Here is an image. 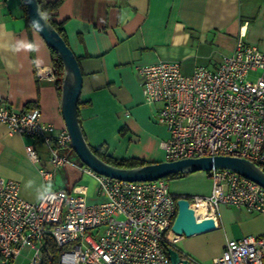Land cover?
Masks as SVG:
<instances>
[{"label": "crops", "instance_id": "obj_1", "mask_svg": "<svg viewBox=\"0 0 264 264\" xmlns=\"http://www.w3.org/2000/svg\"><path fill=\"white\" fill-rule=\"evenodd\" d=\"M24 13L21 0H0V102L20 110L36 108L42 121L61 129L65 123L56 77L49 75L50 48L27 24ZM54 18L82 73L78 118L84 138L92 149L115 159L165 160L168 132L157 121L161 104L145 102L139 65L171 59L180 63L184 74L197 66L216 69L222 55L234 49L240 30L248 44L264 52V0H62ZM31 143L0 124V175L18 182L22 198L34 202L39 199L37 189H49L72 190L90 203L104 200L96 180L83 173V163L69 160L52 180L44 179L40 169L52 170L49 149L33 142L38 155L33 163L25 152ZM29 180L32 188L25 187ZM178 180L205 185L204 191L191 195H205L211 189L207 172L187 173L168 182L175 196L190 195L184 188L174 194L171 182ZM216 219V229L175 241L183 258L202 261L207 256L205 245L196 244V238L219 242L211 259L221 253L227 239H264V212L221 205Z\"/></svg>", "mask_w": 264, "mask_h": 264}, {"label": "built area", "instance_id": "obj_2", "mask_svg": "<svg viewBox=\"0 0 264 264\" xmlns=\"http://www.w3.org/2000/svg\"><path fill=\"white\" fill-rule=\"evenodd\" d=\"M136 70L145 102L161 104L157 121L168 132L166 161L230 155L264 170V52L246 42L244 31L216 69L197 66L184 74L177 60L160 59ZM253 72L258 74L249 78ZM0 124L32 141L25 152L33 163L38 160L33 142L48 147L52 170L40 169L44 179L52 180L68 164V130L42 121L38 109L0 102ZM82 171L96 180L103 201L90 203L72 190H59L30 202L19 195L17 181L0 175V264L16 260L26 246L32 252L27 264H42L45 237L59 249L56 264H171L164 244L182 237L171 230L178 197L187 198L191 208L204 207L206 215L196 222L217 223L221 205L264 212V188L228 169L210 170V192L190 196L173 195L163 178L126 181L85 165ZM263 263L264 239L243 236L227 239L211 264Z\"/></svg>", "mask_w": 264, "mask_h": 264}, {"label": "water", "instance_id": "obj_3", "mask_svg": "<svg viewBox=\"0 0 264 264\" xmlns=\"http://www.w3.org/2000/svg\"><path fill=\"white\" fill-rule=\"evenodd\" d=\"M24 3L27 18L33 29L61 60L63 77L60 85V109L70 135L71 148L85 166L98 174L126 181H153L169 174L209 172L213 168H221L234 171L264 188V170L242 157L230 155L192 157L128 168L111 165L99 158L86 142L78 119V100L82 88V73L78 60L58 31L47 21L38 1L24 0ZM176 206L177 213L171 225L175 235L190 237L217 228L218 224L212 218H203L196 222L187 198L178 197ZM166 251L171 264H192L189 259L183 258L173 245Z\"/></svg>", "mask_w": 264, "mask_h": 264}, {"label": "trees", "instance_id": "obj_4", "mask_svg": "<svg viewBox=\"0 0 264 264\" xmlns=\"http://www.w3.org/2000/svg\"><path fill=\"white\" fill-rule=\"evenodd\" d=\"M21 1H22V6L24 8V12H25L24 14L26 16L27 24L31 26L27 18V11H26L24 0H21ZM37 1L39 4V8L41 12L43 13V15L45 16V18L47 19V21L50 22V24L58 31L60 36L67 43L64 31L62 29V25L59 22H57L54 18L55 12L58 9L62 0H37ZM50 53H51V65L53 68V73L55 74V77H56V86L60 92V85H61V80L63 77V66H62V63H61V60L58 54L52 49H50ZM91 150L105 162L111 165H114V166H118V167L128 168V167L142 166V165L150 163V162L136 160V159H115V158L108 156L105 152H102L100 149L91 148ZM186 174L187 173L169 174L163 177V179L169 182L173 179L183 177ZM169 246H170L169 243L164 244L165 251L167 250ZM58 253H59V249L57 248L55 241L51 237H45L43 251H42V264H56Z\"/></svg>", "mask_w": 264, "mask_h": 264}, {"label": "rangeland", "instance_id": "obj_5", "mask_svg": "<svg viewBox=\"0 0 264 264\" xmlns=\"http://www.w3.org/2000/svg\"><path fill=\"white\" fill-rule=\"evenodd\" d=\"M249 78H252L251 75L249 76ZM68 160H70L71 162L77 163V164H82L77 154L73 150L69 151ZM65 166L67 167L68 165H65ZM179 188H184V190H186V192H188V194L191 195V194H198L200 191H204L205 185L199 184L198 181H187V180H178V181L171 182V190L174 192V194L179 193L178 192ZM196 240H197L196 244L205 245L207 256H205L204 257L205 259H203L202 261L200 259L192 258L190 259V262L192 264H211V260H212L211 254H213V251H215L216 247H219V242L216 239H209V237L196 238ZM174 243H171V245L174 246ZM31 255H32L31 250H29V247L26 246L21 249V252L18 258L12 261L10 264H27L28 258L31 257Z\"/></svg>", "mask_w": 264, "mask_h": 264}, {"label": "clouds", "instance_id": "obj_6", "mask_svg": "<svg viewBox=\"0 0 264 264\" xmlns=\"http://www.w3.org/2000/svg\"><path fill=\"white\" fill-rule=\"evenodd\" d=\"M25 187L26 188H32L33 187V181L29 180L26 183ZM36 192H37V197L41 198V199L45 198V196H47V197H52L53 196V193L49 189H44V190L37 189Z\"/></svg>", "mask_w": 264, "mask_h": 264}, {"label": "bare ground", "instance_id": "obj_7", "mask_svg": "<svg viewBox=\"0 0 264 264\" xmlns=\"http://www.w3.org/2000/svg\"><path fill=\"white\" fill-rule=\"evenodd\" d=\"M192 209H193V212L195 213L196 219H199L200 217H203L206 215L204 207L202 205L193 206Z\"/></svg>", "mask_w": 264, "mask_h": 264}]
</instances>
